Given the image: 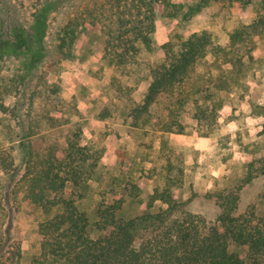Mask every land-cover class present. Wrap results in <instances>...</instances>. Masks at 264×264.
<instances>
[{
  "label": "rangeland",
  "instance_id": "374dc122",
  "mask_svg": "<svg viewBox=\"0 0 264 264\" xmlns=\"http://www.w3.org/2000/svg\"><path fill=\"white\" fill-rule=\"evenodd\" d=\"M76 2H72L71 9L58 10L53 15L50 29L57 31L73 14L93 5L91 0L79 6ZM172 2L178 6L176 15L161 13L152 49L141 50L125 65H115L107 59L102 26L91 22L85 23L73 57L63 62L58 56L41 61L29 83L23 79V54L0 56V239L6 240L7 256L12 257L10 251L19 246L20 257L12 264H65L43 255L40 227L53 212L26 197L32 178L46 169L51 150L65 149L70 138H79L90 150L86 165L91 167L90 172L86 168L85 180L77 186L72 181L66 183V189L76 193L80 212L90 223L98 219L101 200L111 201L121 194L124 199L117 213L125 219L166 207L160 199L152 202L153 196L164 189L173 192L179 202H186L188 210L214 223L219 213L217 192L240 185L238 212L257 204L258 214H262L264 173H256L253 168L252 181L245 180L251 174L249 164L259 166L257 161L264 158V64L262 68L254 67L246 77L244 71L236 69L222 74L219 82L223 102L214 121L195 119L197 111L193 103L187 102L188 111L180 118L183 130L162 131L171 104L168 93H157L150 101L147 95L155 78L153 71L165 59L164 45L206 30L214 43L225 46L235 28L264 14V6L260 0ZM35 3L36 0H0L2 6L8 4L11 12L23 14L28 26ZM263 31L252 33L255 59L264 60ZM205 70L198 67L201 74ZM208 81V76L196 74L180 88L200 85L203 94L196 96L202 100L206 87L210 85V90H215L218 83L217 79L214 83ZM26 87L25 95H34L33 107L28 101L24 105L25 110L29 107L27 119L12 110L19 90ZM2 103L11 112H6ZM134 183L141 188L139 196L131 193ZM99 234L95 229L91 232L94 238ZM230 249L248 257L245 245L232 243Z\"/></svg>",
  "mask_w": 264,
  "mask_h": 264
},
{
  "label": "trees",
  "instance_id": "16d2710c",
  "mask_svg": "<svg viewBox=\"0 0 264 264\" xmlns=\"http://www.w3.org/2000/svg\"><path fill=\"white\" fill-rule=\"evenodd\" d=\"M73 1L76 0H36L29 26L18 10V13L11 12L8 4H0V56L23 54L26 59L23 79H27V83L41 61L58 56L63 62L75 55L77 39L84 32L86 22L101 24L107 59L115 65H125L137 58L141 50L152 49L157 19L164 11L176 15L178 7L172 0H103L101 3L91 0V7L86 6L84 11L73 14L57 31L50 29L53 15L58 10L71 9ZM84 1L89 0H77L76 5ZM240 1L250 3L252 0ZM260 1L264 6V0ZM259 29H264V14L235 28L225 46L214 43L206 30L164 45L165 59L153 71L155 78L147 95L149 101L157 93H168L171 97L168 120L162 131L183 130L180 118L188 111L185 110L187 102L193 103L197 111L193 117L198 121L216 119L223 102L220 96L223 86L219 82L222 74L236 69L244 71L242 74L246 77L254 67L262 68L264 64V60L255 59L252 54L256 48L252 33ZM199 66L207 70L201 74ZM196 74L208 76L209 83L218 81L215 90H210V85L206 87L202 100L196 96L203 94L200 85L180 88ZM27 88L19 90L12 108L15 115L21 118L24 115L26 119L29 107L25 110V103L28 101L30 108L34 103V95H25ZM1 106L11 112L9 106L4 103ZM88 150L79 138H70L65 149L55 147L51 150L46 169L31 180L26 199L53 212L40 227L46 257L62 260L65 264H264V210L259 215L256 204L238 212L242 185L221 188L217 192L219 213L214 223L188 210L186 202H179L169 189L153 196L152 201L160 199L166 207L130 219L117 213L123 203V194L111 201L103 199L98 204L97 221L90 223L80 212L76 193L66 189L68 181L77 186L85 180L86 168L90 172L91 164L86 165ZM257 163L259 166L255 162L249 164L251 174L245 182L252 181L253 168L256 173H264V158ZM95 165L94 160L92 167ZM132 187V195L139 196L140 186L134 183ZM260 200L264 201V195ZM93 229L100 233L96 238L91 236ZM5 241L4 237L0 239V264H12L13 259L20 257V249L16 245L15 250L10 251L12 257L7 256ZM232 243L247 246L248 257L232 251Z\"/></svg>",
  "mask_w": 264,
  "mask_h": 264
}]
</instances>
